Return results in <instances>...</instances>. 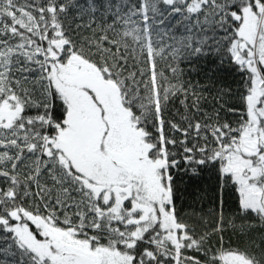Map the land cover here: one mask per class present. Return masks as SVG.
I'll return each mask as SVG.
<instances>
[{"label":"snow or ice","instance_id":"obj_1","mask_svg":"<svg viewBox=\"0 0 264 264\" xmlns=\"http://www.w3.org/2000/svg\"><path fill=\"white\" fill-rule=\"evenodd\" d=\"M209 166L230 215L178 205ZM0 264H264V0H0Z\"/></svg>","mask_w":264,"mask_h":264},{"label":"trees","instance_id":"obj_2","mask_svg":"<svg viewBox=\"0 0 264 264\" xmlns=\"http://www.w3.org/2000/svg\"><path fill=\"white\" fill-rule=\"evenodd\" d=\"M181 68L184 69L185 79H190L193 83H198L206 89L204 95L208 99L204 104L208 111H211L212 105L216 104L214 97L218 96V90L235 92L240 86V73L227 63L220 64L218 58L213 56L194 60L191 63H182ZM176 182L181 196L178 205L184 209H188L189 205L198 208L202 206L207 212L209 209L216 208L222 199L225 215H230L235 211V195L229 191L221 192L219 178L211 166L200 171L197 176L180 175ZM252 235H258V230L254 231ZM243 239L231 231L225 233V241L231 240L233 244L239 243Z\"/></svg>","mask_w":264,"mask_h":264}]
</instances>
